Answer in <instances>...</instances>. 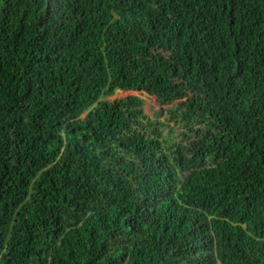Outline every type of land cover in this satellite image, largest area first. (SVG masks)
<instances>
[{
	"label": "trees",
	"instance_id": "1",
	"mask_svg": "<svg viewBox=\"0 0 264 264\" xmlns=\"http://www.w3.org/2000/svg\"><path fill=\"white\" fill-rule=\"evenodd\" d=\"M0 264H264V0H0Z\"/></svg>",
	"mask_w": 264,
	"mask_h": 264
},
{
	"label": "rangeland",
	"instance_id": "2",
	"mask_svg": "<svg viewBox=\"0 0 264 264\" xmlns=\"http://www.w3.org/2000/svg\"><path fill=\"white\" fill-rule=\"evenodd\" d=\"M134 94H137V93H135V92H121V91H119V92H117V94L115 96L111 97L110 99L111 100H114V99H117V98H124V97H126L128 95H134ZM145 97H146L145 99H146L147 103L144 106V110H145V112L148 115L152 116L153 113L155 111L159 110L161 107L157 104V102L155 101V98L154 97H152V99H147V96H145Z\"/></svg>",
	"mask_w": 264,
	"mask_h": 264
},
{
	"label": "bare ground",
	"instance_id": "3",
	"mask_svg": "<svg viewBox=\"0 0 264 264\" xmlns=\"http://www.w3.org/2000/svg\"><path fill=\"white\" fill-rule=\"evenodd\" d=\"M261 16V15H260ZM79 150V149H78ZM80 150H81V148H80ZM85 150V149H84ZM144 195V194H143ZM174 217V216H173ZM137 219V218H136Z\"/></svg>",
	"mask_w": 264,
	"mask_h": 264
},
{
	"label": "clouds",
	"instance_id": "4",
	"mask_svg": "<svg viewBox=\"0 0 264 264\" xmlns=\"http://www.w3.org/2000/svg\"><path fill=\"white\" fill-rule=\"evenodd\" d=\"M136 93V92H135ZM115 96V95H114ZM259 240V239H258Z\"/></svg>",
	"mask_w": 264,
	"mask_h": 264
}]
</instances>
